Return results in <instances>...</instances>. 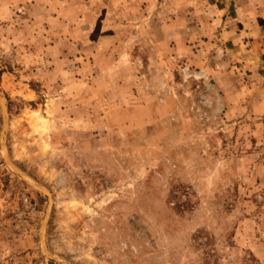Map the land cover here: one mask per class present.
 <instances>
[{"label":"rangeland","instance_id":"1","mask_svg":"<svg viewBox=\"0 0 264 264\" xmlns=\"http://www.w3.org/2000/svg\"><path fill=\"white\" fill-rule=\"evenodd\" d=\"M234 5L0 0V264H264V45Z\"/></svg>","mask_w":264,"mask_h":264},{"label":"crops","instance_id":"2","mask_svg":"<svg viewBox=\"0 0 264 264\" xmlns=\"http://www.w3.org/2000/svg\"><path fill=\"white\" fill-rule=\"evenodd\" d=\"M233 1V0H232ZM259 5L257 8L260 10V12L258 13V9L255 11L254 13V7H256V5ZM235 10L232 11V13L230 14L232 17V19H230L229 15H227V18H229V21H233L235 24V18H238V22L240 21V19L242 18L243 21V27L240 30L241 32H243L244 39L245 37H250V34H253L254 32H258L260 33L258 40L256 42H261L262 45H264V23L262 27H256V28H251V20H252V16L255 14V16H257L259 19L262 20V18L264 19V0H260V2H256V0H235V5H234ZM253 10V14L252 11ZM241 17V18H239ZM234 32H238V31H234Z\"/></svg>","mask_w":264,"mask_h":264}]
</instances>
